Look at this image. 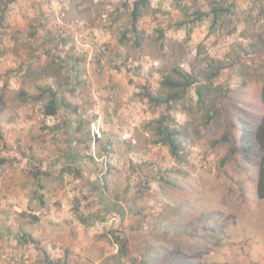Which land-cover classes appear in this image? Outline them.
<instances>
[{
	"label": "rangeland",
	"instance_id": "1",
	"mask_svg": "<svg viewBox=\"0 0 264 264\" xmlns=\"http://www.w3.org/2000/svg\"><path fill=\"white\" fill-rule=\"evenodd\" d=\"M263 85L264 0H0V264H264L259 168L208 120Z\"/></svg>",
	"mask_w": 264,
	"mask_h": 264
},
{
	"label": "trees",
	"instance_id": "2",
	"mask_svg": "<svg viewBox=\"0 0 264 264\" xmlns=\"http://www.w3.org/2000/svg\"><path fill=\"white\" fill-rule=\"evenodd\" d=\"M222 14L224 13L221 8H213L210 13L201 12L199 18H205L213 15V20L216 22L222 17ZM140 17L141 8L140 5L136 3L135 9L132 12V18L134 21H137L140 19ZM220 69H222V67ZM220 69L212 71L208 77H216L220 72ZM179 76L180 78L178 79L166 77L163 81V86L170 90L166 98H155L150 93L146 95L150 100H153L158 104L167 103L172 105L171 102L176 103L177 101L181 100L184 97L186 91L197 82L196 79H193V77L188 74L179 73ZM205 90L206 92L210 91V87L203 85L197 89L199 100L203 103L205 102L206 97L204 95ZM54 95L55 94H53V96ZM261 100L264 106V85L262 87ZM55 101L56 100L53 99L48 106V115H54L56 113L57 105L55 104ZM217 103L218 106H216L214 109L213 114H208V120H215L221 115L222 117L224 116L226 118L228 124L230 125L229 132H227L222 139V143L228 146V155L224 160L228 161L231 159H236L238 156H241L243 159H246L250 162L253 160L256 166L259 168L258 192L262 198L264 197V114L262 117L257 118L254 121L247 120L244 116L237 118L235 114L236 103L230 94L222 96ZM242 113L247 115L246 112ZM166 117L167 116H163L157 121L158 127L160 128V133L163 135L161 141L164 145L169 147L173 156L178 157L177 151H180L181 148L174 139V136H178L179 132L173 131L169 128V126L165 125ZM231 128H233L234 133L230 132ZM193 229L194 231L199 230L197 226H194ZM213 232L216 233L217 230L213 228ZM196 236L199 237L198 234H196Z\"/></svg>",
	"mask_w": 264,
	"mask_h": 264
}]
</instances>
